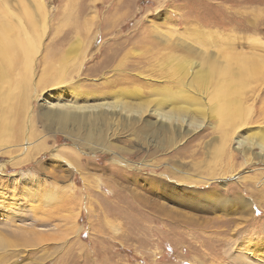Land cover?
Returning a JSON list of instances; mask_svg holds the SVG:
<instances>
[{
	"label": "rangeland",
	"instance_id": "1",
	"mask_svg": "<svg viewBox=\"0 0 264 264\" xmlns=\"http://www.w3.org/2000/svg\"><path fill=\"white\" fill-rule=\"evenodd\" d=\"M2 31L0 264H264V0H0Z\"/></svg>",
	"mask_w": 264,
	"mask_h": 264
},
{
	"label": "bare ground",
	"instance_id": "2",
	"mask_svg": "<svg viewBox=\"0 0 264 264\" xmlns=\"http://www.w3.org/2000/svg\"><path fill=\"white\" fill-rule=\"evenodd\" d=\"M0 33H3V35L6 37V35L4 34V31H2V32H0ZM0 38H1V37H0ZM7 54H8V52H7ZM14 109H15V108H14ZM80 109H81V108H80ZM19 115H20V113H19ZM0 116H1V115H0ZM3 128H4V127H3ZM7 128H8V127H7ZM7 128L5 127V130H6ZM21 129H22V128H21ZM3 131H4V129L2 130V134H3V135H4V134L6 135V133H8L7 130H6V132L4 131L5 133H4ZM8 131H10V130H8ZM22 131H24V130H22ZM2 134H1V135H2ZM7 136H8V134H7ZM21 137H22V136H21ZM5 138H6V137H5Z\"/></svg>",
	"mask_w": 264,
	"mask_h": 264
}]
</instances>
